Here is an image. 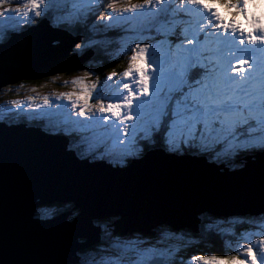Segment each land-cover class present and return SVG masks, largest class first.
Returning <instances> with one entry per match:
<instances>
[{
	"label": "water",
	"instance_id": "1",
	"mask_svg": "<svg viewBox=\"0 0 264 264\" xmlns=\"http://www.w3.org/2000/svg\"><path fill=\"white\" fill-rule=\"evenodd\" d=\"M80 37L48 18L0 42V90L22 79L66 72L91 56L73 52ZM161 144V141L159 140ZM64 136L38 127L0 123V258L4 264L76 263L78 252L102 241L94 219L117 217L114 233L155 235L167 225L199 233L201 216L264 214V157L223 167L203 156H175L156 149L126 166L66 149ZM160 149V148H159ZM74 201L79 209L49 218L43 204ZM257 215V216H254Z\"/></svg>",
	"mask_w": 264,
	"mask_h": 264
},
{
	"label": "snow or ice",
	"instance_id": "2",
	"mask_svg": "<svg viewBox=\"0 0 264 264\" xmlns=\"http://www.w3.org/2000/svg\"><path fill=\"white\" fill-rule=\"evenodd\" d=\"M42 2L43 0H24L23 6L17 3L15 8H4L0 11V16L15 13L25 17L22 21L25 24L29 13H34L37 17L40 15L39 5ZM6 3H9V0H0V5ZM159 3L161 0H112L108 7L112 12L125 13L153 7ZM178 4L181 8L184 5L195 6L202 14H206L207 18L196 25L197 31L191 35L185 34L190 18L182 13L171 22L167 17L158 18V25H168L170 29L167 37L159 34L155 37L158 44L164 40L167 44L164 63H168L169 67L162 76L156 75V66L149 60L153 44L134 42L129 50L127 67L123 70L122 88L125 95L122 98L110 99L107 103L100 99L92 105L93 90L97 91L100 82L99 85L86 83L85 77L89 75L87 72L84 77L73 81V84L79 85L78 92H62L57 98L69 102L71 117L73 114L74 118L84 120L99 117L104 125L115 124L120 133L115 139L122 149L117 155L121 157H142V148L121 147L129 143L130 136L135 135L131 129L137 121L149 129L153 137L161 136L169 154L190 153L210 157L212 161L231 159L240 154H259L264 157V90H253L245 84L234 82V78L226 72L215 71L213 67H209L203 51L198 47L201 42H206L214 31L215 37L220 40L230 37L241 47L247 44L251 48L264 49V27H254L245 32L232 19L235 14H244L251 7L246 5L244 0H178ZM22 7L27 11L22 12ZM252 37L258 39L253 40ZM74 48H81V44H75ZM247 64L248 60H238L233 72L239 73ZM117 75L115 71L109 72L105 80L111 81ZM141 98L167 103L162 112L156 104L149 106L145 117L134 107V103H141ZM31 99L30 96L29 100ZM43 105H50L47 96L43 98ZM71 131L87 139L105 135L108 129L75 127ZM245 166L246 163L237 165L239 169ZM74 221L70 219L67 223ZM164 227L161 225L159 230L163 232ZM138 241L142 242L125 243L117 240L110 248L104 250L102 256L125 258L108 261L101 258L96 264H175V261L166 260L167 252L160 251L158 243L152 240ZM260 245L264 246V236L261 237ZM129 251L134 255H127ZM260 252L264 253V247ZM97 254L101 255L99 252ZM243 256L241 259L236 255H210L196 256L195 259L204 261L205 264H253V261L258 264L251 243L244 249ZM80 259L81 264H87L86 256ZM0 264H4L3 258H0Z\"/></svg>",
	"mask_w": 264,
	"mask_h": 264
},
{
	"label": "rangeland",
	"instance_id": "3",
	"mask_svg": "<svg viewBox=\"0 0 264 264\" xmlns=\"http://www.w3.org/2000/svg\"><path fill=\"white\" fill-rule=\"evenodd\" d=\"M102 1L104 0H43L39 5L40 15L37 17L34 13H29L25 24L22 23L25 17L18 16V14L15 13L9 16H0V30L5 31L7 28L20 29V26L32 24L37 18H41L47 14L49 15L50 13L55 17L54 23L57 24L59 21L68 19L72 13H75L76 9L82 6L81 9L87 11V13L96 11L98 15L96 14L94 18L92 17V20L90 19L89 32L93 33V36H90L87 41L84 42V47L81 44L82 47L79 48L81 53L86 50L85 47L87 46L106 44L104 38L94 35L99 28H105L106 30H110V32L119 29L120 34H118L117 37L113 35L109 37V41L118 46L117 49L112 51L117 55V52H123L126 49L128 51L127 58L129 59V50L134 42L152 43L153 47L150 49L149 60L156 66V75L162 76L169 67L168 63H164L167 55V44L166 40L158 44L155 37L158 34L164 37L170 34L168 25L157 24L158 18L161 17L160 14L163 15L162 7L168 9L170 22L174 21V18L181 13L190 18V22L186 25V35H191L197 31L196 25L207 18L206 14H202L195 6L184 5L183 8H181L178 4V0H161V3L153 7H144L143 9L125 13L112 12L107 6L105 8L106 14L101 13L102 11L100 7H98L101 5ZM133 2H135V0H133ZM17 3L23 6L24 0H9V3L0 5V11H3L4 8L9 6L15 8ZM244 3L251 7L247 9L244 14H235L232 19L246 32L254 27H264V0H244ZM21 10L22 12L27 11V9L23 7ZM174 10H176V12H174ZM105 17H110V19H105ZM153 28H155V31H153ZM189 29L191 31H189ZM162 44L164 45L161 46ZM237 44L238 43L230 37L224 40L216 38L213 31V35L209 37L206 42H201L198 47L201 48L204 54L210 55L212 54L211 46H217L218 50H222L221 53L216 55L217 59L221 62L219 67H217L219 68L217 72H226L229 76L234 78V82L245 84L253 90H264V49L256 50L253 56L248 57L247 53L243 51L245 49L243 47L238 48V46H236ZM240 59L248 60L249 64L244 65L239 73L233 72V67ZM99 69L101 72H99ZM103 69L104 68L101 67L98 62L91 58L85 64L77 67L70 73L60 72L52 77H45L37 82H21L9 89V85L5 86L2 96L0 95V106L5 105V111L12 113L11 121H26L40 129L43 128L44 130L50 131L52 134L59 129L61 130L59 132H61L63 136H72L71 138L73 139H71V142L73 143L74 149L77 148L78 152L76 154L79 157H94V154H98L95 156L96 159H102L101 156L105 155L107 158L112 159L110 161L113 163L115 162L114 164L120 163L125 165L126 160L131 156L121 157L117 155L122 149L119 147V142L115 139L120 134L115 124L104 125L103 121L98 117H93L91 120L76 119L74 118V114L73 117H71V105L69 102L63 98H57L59 93L62 92H78L80 90L79 85L73 84V81L84 77L86 72L89 74L85 77L86 83L89 85H99L100 82L97 91L95 89L93 90L92 105H95L96 101L100 99H104L105 103H107L110 99L115 100L117 98H122L123 95H125L122 88V83L124 82L123 74H118L113 80L106 81L105 77L109 72H102ZM253 69H255V71ZM149 75L151 76L152 73L150 72ZM128 82L131 83L133 81ZM30 96L32 97L31 100H29ZM45 96L50 100L49 106L43 105V98ZM166 103V101H156L155 99L153 101H147L146 98H141V103L139 105L134 103V107H137L146 117L149 106L156 104L158 110L162 112ZM16 111H19L18 114ZM93 111H95V108ZM8 112L5 117L9 116ZM135 114L136 113H133V115ZM0 117H2V115H0ZM0 120L4 121L1 118ZM75 127L105 128L108 129V132L105 135L84 139L71 131V129ZM131 131L134 132L135 135L130 136L129 144L121 145L122 148H141L142 144L137 142L141 137H147L149 139L145 138V140L153 142L152 132L146 127L141 126L139 121L136 122V125H133ZM108 140L110 147L107 148L104 144L108 143ZM121 159L124 161H121ZM50 209L55 210L57 207L52 206ZM51 210L42 206L38 208L37 213L42 211L43 217H49L52 213ZM201 218L203 221V215ZM113 220L114 217L110 218V225H113ZM244 223L248 224V229H243L242 233L237 234L238 237L236 238L235 231L237 225ZM105 228L107 230V227ZM108 229L112 231L109 226ZM200 229L199 235L192 231L190 232L193 234L189 232L163 230L161 235H158L157 232L155 235H151L152 237L146 234L142 235L140 232L113 234L108 231V237L102 238L103 242L96 243V245L103 244V246L105 244L103 251L100 252L101 255H97L93 260H87V264H96L101 258L106 261L124 259L125 257L102 256L104 250L110 248L117 240L124 241L125 243H141L142 241L138 240H152L154 243L159 244L160 251L167 252L166 260L168 261H175V264H205L204 261H197L195 257L217 256L214 251L209 250L212 249V245L217 242L212 239V236H215L214 231L215 233H219L217 235L223 237L226 243L228 254L225 256L236 255L238 258L243 259L244 249L251 243L257 255L258 264H264V253L260 252L261 248L264 247L260 245L261 237L264 236V216L260 215L256 219L254 217L242 218V216H235L217 222L209 221L204 226L200 225ZM208 233L211 235H208ZM127 255L134 254L129 251ZM78 256L81 258L80 254H78ZM74 264H81V259ZM253 264H255V261H253Z\"/></svg>",
	"mask_w": 264,
	"mask_h": 264
},
{
	"label": "trees",
	"instance_id": "4",
	"mask_svg": "<svg viewBox=\"0 0 264 264\" xmlns=\"http://www.w3.org/2000/svg\"><path fill=\"white\" fill-rule=\"evenodd\" d=\"M111 1L112 0H104V1H102V4L99 6L100 10L102 11L101 13H103L105 11L106 6ZM88 16L93 17L92 13H89ZM75 20H77V19H75ZM76 25H77L78 30L81 31V32H85V30H83L84 28L87 31H89V26L88 25H85V24L81 25V24H78V23ZM119 33H120L119 29L118 30H113V31L110 32V36L113 35L115 37ZM114 48H115L114 46H112L111 48L105 47V46L104 47L94 46L93 49L95 50V54L93 56V60L98 62L101 65V67L104 68L102 72L115 71L117 74H122L123 70L127 67V62H128L127 52L128 51L125 49L123 52H120L117 56H115L114 52L112 51V50H114ZM99 72H101V70ZM7 120H11V117L7 118ZM156 137H157V141H158V139H160V135H157ZM158 143H159V141H158ZM246 155H248V154H240V155L235 156V157H233L231 159L221 158L218 161L219 162H224V163H227V164L229 163L230 166L236 167L237 165L241 164V162H242L241 159H243V157L246 156ZM209 159H211V158L209 157ZM73 204H74L73 202H71V203L56 202L54 204H48L46 206H49V207L55 206V207H57V209L53 210L52 214L54 215V214H56L58 212H61V211H64V210H70L72 208ZM39 215H41V216L43 215L42 211L39 213ZM249 217H251V216H244L242 218H249ZM219 220H225V219L217 217V216H213V215H210V214H204L203 215V221H202L201 225L204 226L209 221H216L217 222ZM108 221H109V219H106V220H95V222L97 224H107ZM163 226H165L164 230H166V231L171 230V228L169 226H167V225H163ZM159 229H160V226L158 227V233L157 234L161 235L162 232ZM243 229L244 230L248 229V224L244 223V224H238L237 225V229L235 231L236 238L238 237L237 234L242 233ZM181 232H183V231H181ZM184 232L192 233L188 229H184ZM107 233H108V230H106V229H104L102 231V234H103L104 237H108ZM199 234L200 233H197V235H199ZM217 234H219V233H215V231H214V235L215 236H212V239H213V241H217V242L214 243V245H212L213 248L209 249V250L210 251H214L217 256H221L222 257V256H225V255L228 254V250H227L226 243L223 240V237H220ZM208 235H211V234L208 233ZM148 236H150V235H148ZM150 237H152V236H150ZM104 246H105V244H104ZM104 246L102 244L101 245H99V244L96 245L95 244V245L91 246V248H89V249L86 248L84 256H86V259L88 261L92 260L95 257H97V255H98L97 253L98 252L100 253V252L103 251V249H104L103 247Z\"/></svg>",
	"mask_w": 264,
	"mask_h": 264
},
{
	"label": "bare ground",
	"instance_id": "5",
	"mask_svg": "<svg viewBox=\"0 0 264 264\" xmlns=\"http://www.w3.org/2000/svg\"><path fill=\"white\" fill-rule=\"evenodd\" d=\"M99 7V6H98ZM174 12H176V10H174ZM97 13H96V11H93L92 12V16L94 17L95 15H96ZM98 15V14H97ZM110 30H105L104 32L107 34L108 32H109ZM246 32V31H245ZM102 36H103V34H102ZM252 39L253 40H255V39H258V38H254V37H252ZM238 46V48H240L241 46L240 45H237ZM245 50H243L244 52H246V53H248V55L250 56V54H253V51H258L259 50V48H251V47H248V45L247 44H245V46L243 47ZM260 91V90H259ZM99 118V117H98ZM0 123H4V124H6L7 125V123H6V121H1L0 120ZM96 123H98V122H96ZM56 131H58V129L56 130ZM91 144V143H90ZM129 144V143H128ZM104 145H106L107 146V148L108 147H110V145L108 144V143H105ZM106 150H109V149H106ZM105 150V151H106ZM151 150V149H150ZM105 156V155H104ZM106 157V156H105ZM107 158V157H106ZM92 159L93 160H95L94 159V157H92ZM108 160H112V159H110V158H107ZM209 160V159H208ZM209 161H211V160H209ZM129 163H126L125 165H128ZM118 165H120V166H122V164H120V163H118ZM114 228V225L113 226H111V229H113ZM95 245V244H94ZM91 246H93V245H91Z\"/></svg>",
	"mask_w": 264,
	"mask_h": 264
},
{
	"label": "flooded vegetation",
	"instance_id": "6",
	"mask_svg": "<svg viewBox=\"0 0 264 264\" xmlns=\"http://www.w3.org/2000/svg\"><path fill=\"white\" fill-rule=\"evenodd\" d=\"M85 257V256H84Z\"/></svg>",
	"mask_w": 264,
	"mask_h": 264
}]
</instances>
